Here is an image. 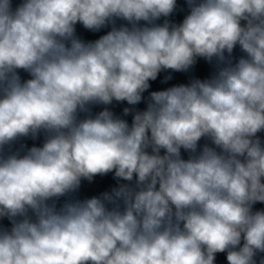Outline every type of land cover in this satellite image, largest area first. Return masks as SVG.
I'll list each match as a JSON object with an SVG mask.
<instances>
[{
  "label": "clouds",
  "instance_id": "1",
  "mask_svg": "<svg viewBox=\"0 0 264 264\" xmlns=\"http://www.w3.org/2000/svg\"><path fill=\"white\" fill-rule=\"evenodd\" d=\"M184 5L0 0V264H264V0Z\"/></svg>",
  "mask_w": 264,
  "mask_h": 264
},
{
  "label": "water",
  "instance_id": "2",
  "mask_svg": "<svg viewBox=\"0 0 264 264\" xmlns=\"http://www.w3.org/2000/svg\"><path fill=\"white\" fill-rule=\"evenodd\" d=\"M14 5L16 3H19V0H13ZM178 3L182 8H184V11L182 12H177L174 14L172 19L179 23L182 19L183 16L186 14L187 9L186 6L184 5V0H178ZM108 29H102L100 32L92 33L84 29L81 25H77V34L85 40H94L98 39L100 35L106 34ZM242 53H240L239 48H237L234 52V55L239 56ZM213 68L211 65H209L207 62L203 60H199L197 64L190 69L186 73H174V72H164L161 73L156 81L151 82V88L149 91H155V90H164L168 87H171L176 84L180 83H188L189 80L192 77H198L201 79L207 78L210 76L212 73ZM167 75H171L172 79L168 80L166 82L164 81V77ZM21 76L25 79L29 78L26 73L21 72ZM145 96H147V93H145ZM127 104H116L113 106V110L116 112L118 115H122V109L123 107H126ZM140 109H143L145 107L144 103H141L140 105L137 106ZM100 108H94L93 111H99ZM129 122H131V116L125 117ZM264 136V134H261ZM42 139V138H41ZM28 146H32L33 143H36L39 145L41 143V140L38 141H32V140H27L25 141ZM204 141H201V144H203ZM185 158H187V153H182ZM117 181L113 179L112 174H108L107 176H97L94 178L92 182L88 181H83L82 186L80 191L77 193L78 197L80 199H85V198H90L91 196L94 195H100L104 191H110L112 187L116 186ZM256 208H264V205L257 204ZM5 224L8 222L5 220ZM217 264H227L226 262V257L224 254H219L217 257Z\"/></svg>",
  "mask_w": 264,
  "mask_h": 264
}]
</instances>
